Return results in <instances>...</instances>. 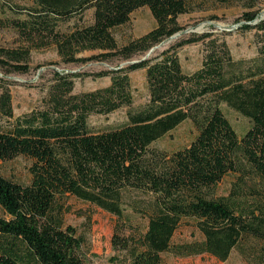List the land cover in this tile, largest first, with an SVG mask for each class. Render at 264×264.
<instances>
[{"label": "trees", "instance_id": "trees-1", "mask_svg": "<svg viewBox=\"0 0 264 264\" xmlns=\"http://www.w3.org/2000/svg\"><path fill=\"white\" fill-rule=\"evenodd\" d=\"M212 1L244 9L237 28L253 30L255 57L234 58L220 31L181 33L148 59L116 69L51 70L41 103L13 117L11 86L16 81L11 77L29 72L33 49L54 46L65 63L130 60L183 32L179 15L203 6L193 0H28L18 5L0 0V7L7 4L11 12L0 15V28L13 30L20 39L16 46H0V116L13 118L0 125V158L17 152L60 168L73 196L118 218L127 194H142L128 204L146 217L145 230L112 234V248L123 252L118 264H160L166 251L225 260L245 236L264 242V17L258 14V0ZM140 7H148L154 27L118 45L113 30ZM88 9L91 20L85 22ZM198 42L202 61L187 72L178 50ZM87 50L97 53L78 56ZM136 69H144L146 103L128 110L120 127L92 132L89 115L132 104L129 73ZM83 75H108L110 83L74 93V77ZM220 103L249 120L241 137ZM184 120L196 129L187 146L171 153L150 147ZM228 173L235 175L228 193L216 195V185ZM55 195L45 177L21 184L0 174V264H86L82 238L73 227L65 226L59 243L41 227L43 221L62 228ZM183 217L195 219L203 239L172 243Z\"/></svg>", "mask_w": 264, "mask_h": 264}, {"label": "rangeland", "instance_id": "rangeland-1", "mask_svg": "<svg viewBox=\"0 0 264 264\" xmlns=\"http://www.w3.org/2000/svg\"><path fill=\"white\" fill-rule=\"evenodd\" d=\"M10 4H24L28 0H3ZM195 6H203L189 13L179 15L178 22L183 26V34L192 28L198 33L218 30L214 24L225 26L230 31L218 32L226 41L231 55L234 58H252L257 55V45L253 41V30H241L237 26L243 12V8L237 3L219 5L212 0H193ZM7 5V4H6ZM4 4V11L0 7V15H10L11 12ZM258 14L264 17V0H258ZM92 9L84 14V21L91 20ZM215 19H210L211 17ZM71 19L69 22H73ZM155 21L148 7H140L133 11L126 24L113 30L118 45H123L129 40L136 38L154 27ZM217 32V31H216ZM174 39L170 40L173 41ZM169 41V42H170ZM20 42L18 35L10 29L0 28V46L12 47ZM169 42L164 44L166 47ZM158 48L154 53L161 50ZM97 51H83L78 56L87 57ZM153 53V54H154ZM202 44L200 42L184 45L178 50L179 60L183 69L187 72L193 71L200 66L202 61ZM135 56L133 58H137ZM127 60H116L108 63L101 60L86 61L85 63H65L56 52L54 46L33 49L30 55V70L25 74L12 75L11 79L16 84L11 86V104L13 117L19 116L30 109L38 106L45 95L44 86L51 80V70H77L72 74L95 73L108 70L107 66L115 67L117 64ZM42 74V79L39 76ZM133 101L130 106H123L109 114L94 113L88 116L87 122L92 132H100L120 127L127 122L128 110L138 109L148 99V90L145 81L144 69H136L129 73ZM37 85H29L30 83ZM110 83V76L96 77L83 75L74 77L73 92H83L104 87ZM220 109L231 123L239 137L249 128V120L220 103ZM13 118L0 116V125L7 124ZM196 135V129L190 120L182 121L174 129L155 140L150 147L171 153L177 149L187 146ZM0 174L17 183H36L40 176L45 177L52 185L56 193V200L60 205V217L62 228L55 229L45 222H41L44 233L54 242L59 243L64 234L65 226L74 228L76 235L82 238L81 256L86 264H118V259L123 252L114 250L111 245V237L116 230H123L125 235L144 231L147 219L142 213L128 204L132 197L143 196L140 193L130 192L127 194V203L124 206L122 218L111 214L89 202L80 200L69 192V184L58 167H45L33 159L13 152L0 158ZM235 175L228 173L216 185V195H226L231 181ZM135 200V199H134ZM0 214H2L0 209ZM203 235L195 225L192 217H183L172 237V243L201 240ZM264 242L252 236H245L225 260H219L210 254L195 256H176L170 251L163 252L160 264H260L264 253Z\"/></svg>", "mask_w": 264, "mask_h": 264}, {"label": "water", "instance_id": "water-1", "mask_svg": "<svg viewBox=\"0 0 264 264\" xmlns=\"http://www.w3.org/2000/svg\"><path fill=\"white\" fill-rule=\"evenodd\" d=\"M213 26H215L218 29L216 31H220V32L221 31H230L231 30V29H229V28H227L225 26H222L220 24H214ZM187 32L191 33V32H198V31L190 28V29L187 30ZM181 33H183V32L176 33L173 36L169 37L168 39H166L164 41H161L159 44H157L155 46H152L148 51H146L143 55H140L137 58H133V59H130V60H127L125 62L120 63L118 65V67H110V66H107V67L109 69H116V68L122 67V66H124L126 64H133V63H137V62L146 60V59H148L155 52V50H157L158 48H162L166 42H169L170 40L177 38L178 36L181 35ZM76 71L77 70H70V71H67V72L75 73Z\"/></svg>", "mask_w": 264, "mask_h": 264}]
</instances>
